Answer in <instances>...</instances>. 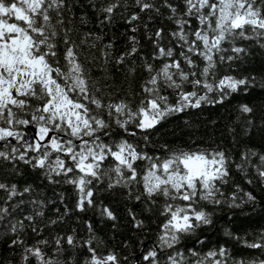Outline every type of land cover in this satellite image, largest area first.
I'll return each mask as SVG.
<instances>
[{
  "label": "trees",
  "instance_id": "trees-1",
  "mask_svg": "<svg viewBox=\"0 0 264 264\" xmlns=\"http://www.w3.org/2000/svg\"><path fill=\"white\" fill-rule=\"evenodd\" d=\"M150 2L160 8L159 14L154 11L141 12L136 0H66L63 11L65 27L72 30L70 35L79 45L80 60L90 81L107 85L102 88L107 102L123 100L130 104L133 111L145 95L142 87L150 78L145 65L151 64L158 71L167 62L163 58L154 59V34L157 29H163L161 46L172 47L175 58L182 60L179 56L181 49L169 35L176 30L174 22L169 19L170 12L161 6L163 0ZM168 2L182 10V0ZM111 4H118V7L110 14V19H105L109 14L103 9ZM256 4L264 7V0H256ZM134 14L138 15V19L131 20ZM198 26V21L192 19L189 30ZM246 34L251 38L237 37L222 44L226 51L221 55L238 58L217 62L215 76H210L207 82L215 84L224 76L248 78L247 88L241 86L235 92L227 90L229 94L223 102H216L220 98L218 91L208 92V101H202L199 108L188 107L182 112L172 113L152 129H138L135 122H132L125 131L112 121L107 135L102 131L97 133L100 140L111 145L113 150L122 140H126L137 152L159 160L166 159L176 150L194 151L197 148L223 151L229 158L228 182L218 184L223 193L219 196L220 202L199 201L194 205L198 211L203 210L208 215L211 223L203 224L193 220L194 224L199 223V227L190 233L180 234L179 242L173 248L157 249L160 264H169L168 256L176 252L183 255L182 264H195L198 257L202 259L208 252H219L221 248L226 250L227 256L221 259H227V264L264 260V250L248 247L249 244L260 243V237L264 235V180L255 169V165L260 164L259 155H264V37L257 36L251 30H247ZM86 36V43L82 44ZM133 37L135 42L131 39ZM233 47L245 51L234 53ZM63 48L60 45L58 49L60 66L64 64ZM133 48L135 52H132ZM121 57L123 62L118 63ZM192 59L196 67L189 68L183 61L182 67L186 72L195 71L197 78H201L199 73L205 61L198 55H193ZM193 90L192 85H185V91ZM197 90L200 93L206 91L202 88ZM163 95L168 97L170 104L177 102L172 89L163 91ZM243 105H248L253 111L243 112ZM95 114H99V110ZM103 118L109 119L107 115ZM25 132L29 138L34 135L30 127ZM132 132L135 135L129 134ZM75 143L78 145L80 142ZM245 152H255L257 156H253L245 165V170L241 171L235 165L242 162L241 155ZM56 155L53 153V158ZM61 159L72 166V162L64 155H61ZM117 163L110 155L102 162L101 172L107 175H102L99 181H93L91 188L94 204L80 211L76 207L78 189L67 182L69 178L79 175L78 172L70 173L68 177L57 176L55 173L49 176L45 169L23 161L14 166L0 161V182L16 185L18 192H23L25 187L32 189L22 196L13 197L11 201H6V192L0 190V207H8L11 213L0 221V264H25L22 258L24 248L32 246L41 247L46 258L59 259L62 264H86L90 258L85 244L88 240H92L98 255L114 253L119 264H149L143 256L160 243L161 226L166 221L161 212L166 198L157 196L153 198L155 203H151L142 195V177L149 161L137 160L134 163L136 179L127 183V170H124L123 177H117L112 171ZM116 179H120L121 183L109 187ZM248 193L255 197L254 201L248 200ZM137 196L140 199H136ZM174 203L183 206L186 202ZM104 208L114 213L115 221L102 215ZM29 216L33 219L28 220ZM133 216L135 220L143 221V227L135 226ZM17 222H22L23 226ZM13 225L16 226L15 232L11 230ZM33 227L38 231H33ZM67 236L74 238L75 247L61 239L63 252L57 255L56 239ZM13 239L22 240L23 244L13 246ZM41 240L48 243L38 245L37 242ZM193 252L198 257L193 256ZM27 264L38 262L30 257ZM205 264L210 262L205 261Z\"/></svg>",
  "mask_w": 264,
  "mask_h": 264
},
{
  "label": "snow or ice",
  "instance_id": "snow-or-ice-1",
  "mask_svg": "<svg viewBox=\"0 0 264 264\" xmlns=\"http://www.w3.org/2000/svg\"><path fill=\"white\" fill-rule=\"evenodd\" d=\"M136 3L141 12H160V8L150 0H136ZM161 6L170 12L169 19L176 26V30L169 35L181 49L179 56L182 60L175 58L172 47L161 46L163 29H157L154 34V59L163 58L167 62L158 71L151 64L145 65L150 78L142 87L145 95L133 111L130 104L123 100L107 102L102 91L107 85L90 81L80 60L79 45L70 35L72 30L65 27L63 11L66 0H0V161L13 166L23 161L45 169L49 176L55 173L57 176L68 177V174L78 172L79 175L69 178L67 182L78 189L76 207L80 211L94 204L91 186L94 180L99 181L102 175H107L101 172V164L107 156L114 157L118 162L112 170L117 177H123L124 170L128 171L125 183L136 179L134 163L137 160L149 161L142 177V195L151 203H155L154 197L166 198L161 212L166 221L161 226L160 243L143 256L149 264H160L157 249L173 248L179 242L180 234L190 233L199 227V223L194 224L193 220L203 224L211 223L208 215L203 210L198 211L194 205L199 201L220 202L219 196L223 193L218 184L228 182L229 158L223 151L197 148L194 151L176 150L166 159L159 160L137 152L126 140H122L113 150L111 145L100 140L97 133L102 131L107 135L112 121L125 131L132 122H135L138 129H152L172 113L182 112L188 107L199 108L202 101H208V92L218 91L220 98L216 102H223L229 94L227 90L235 92L241 86L247 88L249 79L224 76L215 84L207 82L210 76H215L217 62L238 58L221 55L226 51L222 44L237 37L250 39L247 30L264 37V7L257 6L256 0H182V10L176 4L163 0ZM117 7L118 4H111L104 8L103 11L109 14L105 19H110V14ZM136 19L138 15L134 14L131 20ZM192 19L197 20L199 26L189 30ZM131 39L135 42L134 37ZM86 40L87 36L81 43H86ZM60 45L64 46L63 66H60L58 58ZM135 51L133 48L132 52ZM232 51L241 53L245 49L233 47ZM193 55L205 61L199 73L201 78H197L195 71L186 72L182 67V61L189 68L196 67ZM120 62H123V57ZM186 84L192 85L194 90L185 91ZM200 88L206 91L200 93L197 90ZM168 89H172L177 96L175 104H170L168 97L163 95V91ZM97 110L99 114H95ZM241 110L245 113L253 111L248 105H243ZM104 115L109 119L105 120ZM33 125L38 130L29 138L24 129ZM129 134L135 135V132ZM75 141L80 143L77 145ZM53 153L57 154L54 158ZM61 155L71 161L72 166H68ZM253 156H257V153H242V162L237 163L236 168L244 171ZM258 158L260 164L255 165V169L264 180V155ZM120 183L121 180L116 179L109 187ZM0 190L6 192V201L32 191L30 187H25L23 192H18L16 185L2 182ZM247 197L250 201L255 200L251 193ZM136 199H140V196ZM175 201L186 203L181 206ZM10 214L8 207H0V221ZM102 215L116 220L108 208L102 209ZM27 219L33 218L29 216ZM133 220L137 228L143 227V221L135 220L134 216ZM17 223L23 226L22 222ZM11 230L15 232L16 226L13 225ZM33 231L38 230L33 227ZM61 239L69 246L75 247L76 244L72 236L57 238V255L63 252ZM260 241L248 247L264 250V235H261ZM47 243L46 240L37 242L38 245ZM17 244H23V241L13 239L12 245ZM85 244L90 253L86 264H119L114 253L98 255L92 240ZM192 255L198 257L195 252ZM226 256V250L221 248L219 252H208L202 259L198 257L195 264H205V261L210 264H227V259H221ZM30 257H34L38 264H62L59 259L46 258V253L39 246L24 248L22 258L25 264ZM183 259L179 252L168 256L169 264H182ZM235 264H264V260L236 261Z\"/></svg>",
  "mask_w": 264,
  "mask_h": 264
},
{
  "label": "water",
  "instance_id": "water-1",
  "mask_svg": "<svg viewBox=\"0 0 264 264\" xmlns=\"http://www.w3.org/2000/svg\"><path fill=\"white\" fill-rule=\"evenodd\" d=\"M30 129H32V131L34 132V134L37 132V127L35 125L30 126Z\"/></svg>",
  "mask_w": 264,
  "mask_h": 264
},
{
  "label": "flooded vegetation",
  "instance_id": "flooded-vegetation-1",
  "mask_svg": "<svg viewBox=\"0 0 264 264\" xmlns=\"http://www.w3.org/2000/svg\"><path fill=\"white\" fill-rule=\"evenodd\" d=\"M24 130L27 131V128H25Z\"/></svg>",
  "mask_w": 264,
  "mask_h": 264
}]
</instances>
